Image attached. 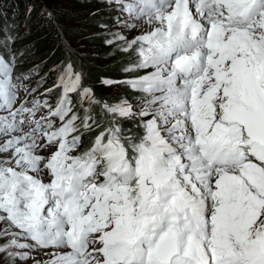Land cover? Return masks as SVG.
<instances>
[{
    "label": "snow or ice",
    "instance_id": "obj_1",
    "mask_svg": "<svg viewBox=\"0 0 264 264\" xmlns=\"http://www.w3.org/2000/svg\"><path fill=\"white\" fill-rule=\"evenodd\" d=\"M104 3L110 96L0 27V264H264V0Z\"/></svg>",
    "mask_w": 264,
    "mask_h": 264
},
{
    "label": "rangeland",
    "instance_id": "obj_2",
    "mask_svg": "<svg viewBox=\"0 0 264 264\" xmlns=\"http://www.w3.org/2000/svg\"><path fill=\"white\" fill-rule=\"evenodd\" d=\"M17 1L19 5L21 1ZM56 1L60 10L64 11L67 15H72L76 19V21H73L68 27L67 33H65L66 35H63V37H66L63 39L67 51L65 59L71 58L78 65L82 66L84 71V63L96 65L98 62L103 69L113 73L109 78H122L123 74L121 68L126 62L127 57L118 52L115 46L109 47L104 43L105 38L108 37L110 33L100 27L104 24L110 27L112 25L113 12L105 5L104 0ZM0 4L5 12L3 16L8 13L7 17L11 18L16 25L14 28L15 32L19 33V38L16 41L15 47L21 49V52H27L28 54V62L25 67L37 65L40 69H43L45 65L51 66V63H49L50 61L45 59L41 51V32L43 27L37 26L41 17H47L48 9H50L48 4L44 3L38 10L35 8L37 17L32 15L33 9L30 5L26 6V11L21 8L19 13L13 12L9 15L10 10L8 1L1 0ZM77 14H79L78 19L76 18ZM92 20L97 24L95 30L89 29V25H87ZM35 22L37 24H35ZM94 37H101V39H97L99 42H96ZM97 93L101 96H110L112 90L105 88L103 85L102 89L97 90ZM29 264H32V262L29 261Z\"/></svg>",
    "mask_w": 264,
    "mask_h": 264
},
{
    "label": "trees",
    "instance_id": "obj_3",
    "mask_svg": "<svg viewBox=\"0 0 264 264\" xmlns=\"http://www.w3.org/2000/svg\"><path fill=\"white\" fill-rule=\"evenodd\" d=\"M7 1L10 10L9 15L13 12L19 13L21 8L22 10L26 11V6L30 5L33 9L32 15L35 17H37L35 8L38 10L44 3L48 4V6L50 7V9H48V13L50 12L53 14L52 21L50 22L48 17L43 16L38 21V24L35 22L37 26L43 27L41 32V51L43 52L42 55L46 60L50 61L49 63H51V66L57 65L60 62L64 61L67 51L65 49L63 41V39L66 37H63V35H66L65 33H67L68 27L73 23V21H76L75 17L70 14L67 15L64 11L60 10L56 4V0H19L21 1L19 5L17 0ZM4 13V9L0 4V27L3 28V32L5 34L15 33L14 28L16 25L14 24V21L11 20V18L7 17L8 13L3 16ZM78 17L79 14L76 15L77 19ZM87 25H89V29L91 30H95L97 26V24L93 22V20ZM97 39H101V37H94V40L96 42H99ZM18 50L21 51V49ZM92 65V63H84L86 71V83L92 85L97 92L98 89H102L103 87V84H101V79L104 77H110L113 73L103 69L102 66L98 64V62L96 65Z\"/></svg>",
    "mask_w": 264,
    "mask_h": 264
}]
</instances>
